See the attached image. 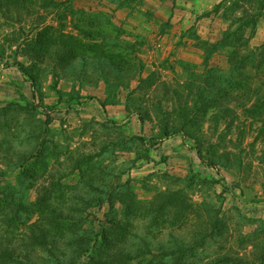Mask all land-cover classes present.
<instances>
[{
    "label": "rangeland",
    "instance_id": "rangeland-1",
    "mask_svg": "<svg viewBox=\"0 0 264 264\" xmlns=\"http://www.w3.org/2000/svg\"><path fill=\"white\" fill-rule=\"evenodd\" d=\"M202 1L195 62L153 0H0V264H264V0Z\"/></svg>",
    "mask_w": 264,
    "mask_h": 264
},
{
    "label": "crops",
    "instance_id": "crops-1",
    "mask_svg": "<svg viewBox=\"0 0 264 264\" xmlns=\"http://www.w3.org/2000/svg\"><path fill=\"white\" fill-rule=\"evenodd\" d=\"M153 7H149L152 13V18L149 23H144V26H150L155 33V40L163 46L161 49L166 53V50L172 48L176 55L181 52L187 56H194L195 62L200 60L201 50H196L190 47L191 41H188L186 34L189 30L197 32V34L214 39L219 37L222 32L224 24H219L221 29L217 28L218 21H221L220 16L212 14L209 17L200 18V13L205 11H212L213 8L207 3L204 4L202 0H153ZM226 2L229 5L242 3V0H218L213 7ZM227 6V5H226ZM204 8V9H203ZM145 10V9H144ZM227 26V25H225ZM264 27V16L261 22L256 26V32L250 39L256 47L264 48V35L262 28ZM151 29V30H152ZM225 30V29H223ZM186 35V36H185ZM188 41V43H187ZM171 51L167 55H171ZM193 57V58H194ZM197 57V58H196ZM201 62V60L199 61ZM198 62V63H199Z\"/></svg>",
    "mask_w": 264,
    "mask_h": 264
}]
</instances>
